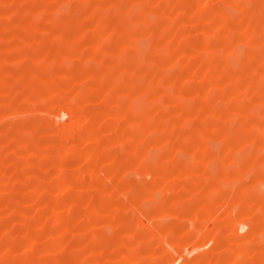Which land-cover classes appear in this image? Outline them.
I'll list each match as a JSON object with an SVG mask.
<instances>
[{
	"label": "rangeland",
	"instance_id": "obj_1",
	"mask_svg": "<svg viewBox=\"0 0 264 264\" xmlns=\"http://www.w3.org/2000/svg\"><path fill=\"white\" fill-rule=\"evenodd\" d=\"M0 264H264V0H0Z\"/></svg>",
	"mask_w": 264,
	"mask_h": 264
}]
</instances>
